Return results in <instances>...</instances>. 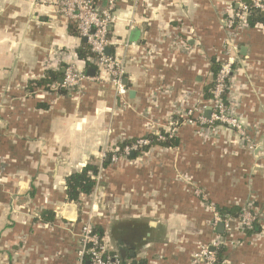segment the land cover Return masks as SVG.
<instances>
[{"label": "crops", "instance_id": "obj_1", "mask_svg": "<svg viewBox=\"0 0 264 264\" xmlns=\"http://www.w3.org/2000/svg\"><path fill=\"white\" fill-rule=\"evenodd\" d=\"M56 1L0 0V264H77L95 190L89 218L109 253L120 256V243L125 262L191 264L218 235L212 205L247 206L257 218L249 237L233 228L238 243L222 264H264V27L241 30L230 79L243 141L221 126L182 122L208 101L213 65L224 57L222 20L238 0H115L108 49L125 68L121 101L91 79L71 93L46 87L62 77L36 85L49 72L90 67L77 58L83 39ZM161 131H173L177 146L121 157L82 204L66 199V177L96 165L105 146ZM43 210L54 212L52 224L35 222Z\"/></svg>", "mask_w": 264, "mask_h": 264}, {"label": "built area", "instance_id": "obj_2", "mask_svg": "<svg viewBox=\"0 0 264 264\" xmlns=\"http://www.w3.org/2000/svg\"><path fill=\"white\" fill-rule=\"evenodd\" d=\"M97 0H57V12L65 22L73 24L79 38L85 39L91 53L88 58L90 67L95 69V76L90 78L83 71L74 66L64 69L61 82L47 85L51 91L74 92L84 80H94L99 83H108L112 86L115 96L121 101L126 93L124 85L125 68L123 62L114 56L106 55L105 50L109 47V34L114 23L115 0H107L106 6L101 9L97 6ZM249 8L264 12V0H250L246 4L238 0L237 7L227 14L222 20V29L227 34L223 50V60L218 62L219 69L213 79L211 99L206 104L190 109L183 114V123L201 127L221 126L232 130L243 141L247 139L244 127L234 114L229 95L230 79L238 60V39L243 28H247V16ZM209 110L210 114L205 117L204 113ZM169 136L173 131L168 132ZM158 140L165 138L157 134ZM248 141V140H246ZM149 141L145 139L136 140L130 145L119 150L117 145L103 150L102 161L97 165L99 172L93 177L95 188L100 179V172L103 169L102 163L108 159L110 164L117 161L118 156L128 157L133 152H140L141 148L147 146ZM94 188V189H95ZM200 197L201 192L196 191ZM213 217L211 227L216 228L219 223L224 226L222 235H215L208 245L199 247L191 256V264H218L217 254L224 248H231L238 242H232L231 233L233 228L241 237L244 232L252 230L256 226L257 218L253 211L247 206L241 207L236 216L222 215L212 205L207 207ZM114 254V253H113ZM132 264L120 260L118 254L109 256L108 249L103 239L95 233V227L90 221H83L79 234V249L77 252V264Z\"/></svg>", "mask_w": 264, "mask_h": 264}, {"label": "trees", "instance_id": "obj_3", "mask_svg": "<svg viewBox=\"0 0 264 264\" xmlns=\"http://www.w3.org/2000/svg\"><path fill=\"white\" fill-rule=\"evenodd\" d=\"M247 5L250 4V0H243ZM247 25L249 27H255L257 25L264 27V12L260 10H256L254 8H249L248 10V16H247ZM77 58L81 61L85 62L86 67L90 66V63L88 62V58L91 57V53L89 51V48L86 44V42L81 41V46L76 51ZM217 64V66H216ZM219 69V64L215 63L213 65L212 74L213 79L215 78L216 72ZM63 74L60 72H49L46 74L44 80H41L40 82L36 83V85H45L47 82H53L57 81L60 77H62ZM212 79V81H213ZM213 87V82L210 83V85L205 90V99L209 100L211 99V89ZM179 120H177V123ZM178 124L175 123L174 127H176ZM159 135L163 136L164 140H158V136L156 135H149L145 137L149 144L147 146H144L141 148L140 152L147 151L152 146L158 145L160 147L164 148H173L177 146L175 137L169 136L168 132L161 131ZM135 142V141H133ZM133 142H123L120 143L117 147L119 150H122L125 146L132 144ZM140 152H135L136 154H140ZM110 163L103 161L102 167L103 169L106 168ZM99 172V167L95 165L94 163L90 162L87 163L80 171L74 172L66 177L65 179V195L66 199L70 202H77V203H83L87 197H89L94 188H95V180L93 177L97 176ZM220 214L222 215H231L236 216L240 209L238 208H230V209H217L215 208ZM55 219V214L52 211L49 210H43L39 217L35 220V222H39L41 224H52ZM82 224V223H81ZM81 229V226H80ZM95 233L99 236V238H103V232L101 230H97L95 228ZM254 233V228L252 230H247L244 232V236L249 237L251 234ZM114 239L118 240L119 237L115 236ZM117 246L119 247V250H123L122 246L119 242H117ZM79 249V244H78ZM77 249V252H78ZM228 250V248L222 249L220 252H218V264H222L224 262V254ZM77 254V253H76ZM118 254V252H116ZM120 260L124 261L120 256ZM132 264H145L142 261H132L130 262ZM86 264V263H85Z\"/></svg>", "mask_w": 264, "mask_h": 264}, {"label": "rangeland", "instance_id": "obj_4", "mask_svg": "<svg viewBox=\"0 0 264 264\" xmlns=\"http://www.w3.org/2000/svg\"><path fill=\"white\" fill-rule=\"evenodd\" d=\"M116 146V144L115 143H112L111 145H109V146H105L104 148H103V150H109V149H112V148H114ZM103 150L99 153V155H98V158L96 159V165H98L103 159H102V156H101V154H102V152H103ZM121 157H125L126 158V156H123V155H121V156H118V159H117V161L119 160V158H121ZM106 160V159H105ZM116 161V162H117ZM116 162L115 163H113V164H111V165H114V164H116ZM102 174H103V169L101 170V172H100V179L98 180V182H97V191H98V188H99V184H100V182L102 181ZM93 192H94V190H93ZM92 192V193H93ZM94 195H92V203L91 204H86V206H84V213H83V216L85 217L84 219H83V221H86V220H88V221H90V223L91 224H93L94 226H95V224H94V222L91 220V218H89V215H91L92 214V212H93V210L91 209L92 208V206L95 204V201H96V199H95V196L96 195H98L97 194V192H96V190H95V193H93ZM114 223H113V226L111 225V228H112V231H114L115 230V228H117L119 225H118V223L116 222V221H113ZM82 223V222H81ZM105 246H106V248L108 249V244H105Z\"/></svg>", "mask_w": 264, "mask_h": 264}, {"label": "water", "instance_id": "obj_5", "mask_svg": "<svg viewBox=\"0 0 264 264\" xmlns=\"http://www.w3.org/2000/svg\"><path fill=\"white\" fill-rule=\"evenodd\" d=\"M83 41L86 42L85 39H83ZM105 53H106V55L109 54V49H108V48L105 50ZM63 73H64V69H62V74H63ZM85 75L88 76V77H93V76H95V69H94V68H90V67L87 68L86 71H85ZM59 82H61V80H59ZM124 83H125V81H124ZM124 85H125V84H124ZM209 114H210V111L207 110V111H206V116L208 117ZM131 155H132V154H131ZM105 161L108 162V159H106ZM215 232H216V234H218V235H222V234L224 233V226H223L222 223H219V224L216 226V230H215ZM113 255H114L113 253H109V256L113 257ZM130 255H133V253L130 252ZM120 256H121V258H123V259L125 258V251H124V250H121V251H120ZM86 264H88V263L86 262Z\"/></svg>", "mask_w": 264, "mask_h": 264}]
</instances>
